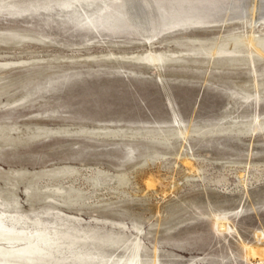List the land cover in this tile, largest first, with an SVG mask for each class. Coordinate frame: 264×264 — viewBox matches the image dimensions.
I'll return each mask as SVG.
<instances>
[{
    "label": "rangeland",
    "instance_id": "rangeland-1",
    "mask_svg": "<svg viewBox=\"0 0 264 264\" xmlns=\"http://www.w3.org/2000/svg\"><path fill=\"white\" fill-rule=\"evenodd\" d=\"M15 2L17 10H0V31L47 38L0 42V62H13L0 69V125L8 130L0 126V201L16 199L29 228L37 219L122 238L89 264H123L136 239L145 247L140 264H264L246 249L261 255L264 247V129L251 130L255 116L264 118V84L260 95L255 88L264 59L215 62L187 50L231 33L264 40L261 20L218 10L244 0H145L147 36L126 0H72L64 9L59 0ZM149 52L181 56L156 65L133 58ZM59 166L75 172L52 177ZM67 196L77 201L63 203ZM216 213L228 218V230H216ZM57 248L54 257L76 262L78 246Z\"/></svg>",
    "mask_w": 264,
    "mask_h": 264
},
{
    "label": "bare ground",
    "instance_id": "bare-ground-1",
    "mask_svg": "<svg viewBox=\"0 0 264 264\" xmlns=\"http://www.w3.org/2000/svg\"><path fill=\"white\" fill-rule=\"evenodd\" d=\"M85 2H90L91 0H83ZM127 4L129 5V10L131 13V16L133 17V20L135 23L138 24V26L140 28H142L145 32V36H147L149 30H150V21H151V17H152V13L150 12L149 8L145 5V0H126ZM151 4H154V0H148ZM163 1V0H162ZM171 1V0H170ZM156 2V1H155ZM158 2V1H157ZM156 2V3H157ZM166 2V1H165ZM168 3H170L169 1H167ZM194 2V1H193ZM245 2H249V5ZM57 3V2H56ZM161 3V2H159ZM173 3V2H172ZM188 3V2H187ZM192 3V1H191ZM59 6L60 8H69V6L72 4V0H59ZM158 4V3H157ZM49 5V4H48ZM165 5V4H164ZM198 5V4H197ZM170 6V5H169ZM194 4H192V10ZM190 6H188L189 8ZM168 8V7H167ZM187 8V9H188ZM198 8V6L196 7ZM202 8V6H201ZM210 8V7H209ZM216 8V7H215ZM18 7L16 5L15 0H0V10H17ZM199 9V8H198ZM204 13H207V11L205 9ZM208 10V8H207ZM219 11H224L226 12V16L230 15V13L232 12V14H235L236 16L241 17L248 14L250 17V21L251 23L253 21L256 20H261L262 22H264V0H244V3H239V6H233V5H223V7H219L218 9ZM186 11V9H185ZM185 11H183L185 13ZM200 11V10H199ZM199 11L198 14L196 12V14L199 16L198 19L201 17L199 15ZM216 11V10H215ZM209 15H212V11L209 10ZM220 12V13H221ZM186 13H190V11L188 10ZM203 13V12H201ZM193 14V15H196ZM190 16V15H189ZM191 16H192V12H191ZM203 16V14H202ZM196 17V16H195ZM195 17L192 16V19H194ZM196 17V18H197ZM225 17V16H224ZM195 18V19H196ZM189 19V18H188ZM191 19V18H190ZM191 19V21H193ZM201 19V18H200ZM216 20V18H214ZM225 20V18H223ZM222 19V20H223ZM234 19V18H233ZM197 20V19H196ZM204 20V19H203ZM202 20V21H203ZM183 21H186L185 19ZM182 21V23H183ZM190 21V20H189ZM200 21V20H199ZM198 21V22H199ZM205 21V20H204ZM210 21V20H208ZM188 23V22H187ZM186 23V24H187ZM173 24V23H172ZM178 25V23H176ZM184 24V23H183ZM215 24V23H214ZM221 24V23H220ZM176 25V26H177ZM181 25V24H179ZM189 25V24H188ZM196 25V24H194ZM203 25H205V23H203ZM173 26V25H171ZM170 26V27H171ZM186 26V25H185ZM192 26V25H191ZM183 27V26H182ZM175 28V27H174ZM186 28V27H185ZM170 30V29H169ZM181 31V30H180ZM33 33V34H32ZM161 33V31H160ZM264 37V36H262ZM41 38H47V36L40 34V33H35V32H30V33H24V31H20V30H16V29H3L0 31V42H20L24 41L26 39H35V40H39ZM149 38V37H148ZM194 38V37H193ZM188 41L191 42H195V40L197 39H187ZM186 40V41H187ZM228 40V42H227ZM229 40H231V47L228 48L227 47V43H229ZM199 43L198 45H193L191 46V48L187 49L188 51H190L192 54L194 55H207L209 56L210 59H214L215 62L219 61V62H240V61H247L249 62L251 65H255V61L259 60V59H264V40L261 39H257L255 37V35H253L251 33V35L249 34V36L243 38L242 36H239L237 34L231 33L229 34L226 38L218 41V42H210L208 44L205 43V41L203 40H197ZM41 43V42H40ZM241 43H245V45L247 44L250 47V50L244 54L243 50L241 49ZM3 44V43H2ZM18 43H16V46L19 45ZM12 45V44H11ZM9 45V46H11ZM229 45V44H228ZM7 46V45H6ZM14 47V46H13ZM183 53V52H182ZM181 55H176L175 53H162V52H158V53H153V52H149L146 55H137L134 56L133 58H136L138 60H147L151 63H158V62H163L166 60H173V59H179ZM203 58V57H202ZM208 58V57H207ZM206 58V59H207ZM0 62V69H5L8 66H10L13 62H9V61H3ZM21 62V61H20ZM213 62V61H211ZM159 64V63H158ZM163 64V63H161ZM211 64V63H210ZM221 64V63H220ZM242 64V63H241ZM248 64V63H247ZM31 65V64H30ZM156 65V64H155ZM226 65V64H225ZM231 67V66H230ZM247 67V66H246ZM2 73V72H1ZM0 73V75H1ZM260 75H264V71L260 72ZM3 74V73H2ZM2 78H5L2 77ZM0 78V80L2 79ZM161 78V76H160ZM4 81V80H2ZM6 82V80H5ZM4 82V83H5ZM10 82V81H9ZM0 84L3 85V82ZM6 84H10L11 87V83H7ZM5 84V85H6ZM12 84H14L12 82ZM264 82L260 81L259 83H256V94L260 95L261 92H259V87L261 85H263ZM1 85V86H2ZM8 87V86H7ZM263 87V86H262ZM2 88V87H1ZM0 88V94L2 93V89ZM4 89V88H3ZM7 90L9 91L10 89L7 88ZM6 91V88L5 90ZM261 91V90H260ZM264 91V89H263ZM7 92V91H6ZM25 95L23 96V98L21 97V99H25V97H27L30 94V91L24 92ZM6 94V93H5ZM4 95V94H3ZM7 95V94H6ZM22 96V95H20ZM4 97V96H3ZM250 97V96H249ZM260 96H258L259 98ZM263 98V97H262ZM260 99V98H259ZM20 100V99H19ZM17 102V100H16ZM257 102V101H256ZM3 103V102H2ZM11 103V102H10ZM259 103V102H258ZM257 103V104H258ZM175 113V111H174ZM176 114V113H175ZM180 117V116H179ZM181 118V117H180ZM262 118V117H261ZM236 119V116H235ZM237 120V119H236ZM235 120V123H237ZM240 120V119H239ZM244 121V120H243ZM234 122V120H233ZM242 122V121H241ZM247 122V120H246ZM218 123V122H217ZM220 124V123H219ZM234 124V123H233ZM232 124V125H233ZM248 124V123H247ZM180 125V124H179ZM178 125V126H179ZM236 125V124H235ZM244 125V124H243ZM251 125V124H250ZM1 128L3 125H0ZM185 126V125H184ZM237 126V125H236ZM247 126V125H246ZM7 127V126H6ZM5 127V128H6ZM186 127V126H185ZM229 127V126H228ZM232 127V126H231ZM229 127V128H231ZM241 127V126H239ZM5 128H2L5 130ZM11 127H8V129ZM215 128V127H214ZM238 128V127H237ZM37 129V128H36ZM40 129V128H39ZM38 129V130H39ZM43 129V128H41ZM40 129V130H41ZM46 129V128H45ZM84 128H82L83 130ZM188 129V128H187ZM241 129V128H239ZM257 129H264V118L260 119L259 116H255L254 117V123L252 125L251 130L255 131ZM1 130V129H0ZM48 130V128H47ZM163 130V129H162ZM213 131H215V129H212ZM232 130V129H231ZM238 130V129H237ZM249 130V129H248ZM8 131V130H7ZM6 131V132H7ZM51 131V130H50ZM50 131H46L43 129L42 132L46 133H50ZM55 131V130H54ZM52 131V132H54ZM61 131V130H60ZM67 131V130H66ZM89 131V130H88ZM100 131V130H99ZM107 131V130H106ZM164 131V130H163ZM162 131V132H163ZM204 131V130H202ZM211 131V130H210ZM218 131V130H217ZM225 131V129H224ZM228 131V130H227ZM226 131V132H227ZM235 131V130H234ZM240 131V130H239ZM5 132V135L7 134ZM40 131H38L39 133ZM80 132V131H79ZM84 132V131H83ZM94 132V130L92 131ZM179 133L183 134L184 132L179 129L178 130ZM186 132V131H185ZM206 132V131H205ZM225 132V133H226ZM231 132V131H230ZM241 132V131H240ZM246 131H244L243 133H245ZM1 133V131H0ZM4 133V132H3ZM37 133V134H38ZM41 133V132H40ZM39 133V134H40ZM88 133V132H87ZM97 133V132H95ZM107 133V132H106ZM105 133V134H106ZM109 133L113 134L114 131H109ZM161 133V132H159ZM216 133V132H215ZM218 133V132H217ZM221 133V132H220ZM223 133V134H225ZM242 133V134H243ZM37 134H35V136H37ZM93 135V133H91ZM99 134V133H97ZM96 134V135H97ZM108 134V133H107ZM199 134V133H198ZM206 134V133H205ZM209 134V133H208ZM215 135L214 133H211ZM227 134V133H226ZM233 134V133H232ZM4 135V136H5ZM8 135V134H7ZM6 135V136H7ZM160 135V134H159ZM187 135V134H186ZM197 135V134H196ZM204 135V133H203ZM2 135H0L1 137ZM33 136V133L30 137ZM161 136V135H160ZM160 136H154L156 137L157 140H162L164 139L165 135H163L164 137L160 138ZM239 135H237L238 137ZM153 137V136H152ZM204 137V136H203ZM3 140V136L1 137ZM6 138V137H5ZM4 138V140H5ZM10 138V136H9ZM153 140V139H152ZM160 140V141H161ZM6 141V140H5ZM4 141V142H5ZM164 141V140H163ZM156 142V141H155ZM161 144V143H160ZM163 144V142H162ZM154 157V156H153ZM151 158V157H150ZM199 160V159H198ZM60 167V166H59ZM54 168V167H53ZM88 168V167H87ZM75 169V168H74ZM74 169L72 168H68V167H60V168H56L53 169L51 172L49 171V173L53 176H58V175H65L66 173H70V172H75ZM96 169V168H95ZM46 170V169H45ZM90 170V169H89ZM99 170V169H98ZM228 170V169H227ZM232 170V169H231ZM14 171V170H13ZM21 171V170H20ZM40 171V170H39ZM38 171L39 174H37L36 172L34 174H36L37 176L40 177V172ZM105 171V170H104ZM6 172V171H5ZM16 172V171H15ZM14 172V173H15ZM24 172V171H23ZM26 172V171H25ZM45 172V171H44ZM77 172V171H76ZM96 172V171H95ZM223 172V171H222ZM11 173V172H10ZM13 173V172H12ZM19 173V172H16ZM15 173V174H16ZM21 173V172H20ZM19 173V174H20ZM30 173V172H28ZM32 173V172H31ZM43 173V172H42ZM46 173V172H45ZM71 173V174H72ZM109 173V172H108ZM107 173V174H108ZM4 174V173H2ZM9 174V173H8ZM19 174L18 175L19 177ZM22 174V173H21ZM24 174V173H23ZM44 174V173H43ZM47 174V173H46ZM44 174V177L45 175ZM102 175V173H100ZM105 174V173H104ZM124 177L125 174L121 173ZM225 174V173H224ZM27 173H25V177H26ZM35 175V176H36ZM49 175V174H48ZM3 175H1L2 177ZM6 177V175H4ZM13 176V175H10ZM33 176V174H32ZM31 176V178H32ZM34 178L32 179L34 181V179H38V178ZM36 176V177H37ZM234 176V175H233ZM22 177V176H21ZM28 177V175H27ZM30 177V174H29ZM43 177V176H41ZM50 177V176H49ZM60 177V176H58ZM62 177V176H61ZM107 177V176H106ZM117 177H120L119 174ZM122 177V176H121ZM121 177L119 179H121ZM123 177V179H124ZM3 178V177H2ZM16 178V177H15ZM23 178V177H22ZM51 178V177H50ZM235 178V177H234ZM6 179V178H5ZM41 179V178H40ZM52 179V178H51ZM96 179V178H95ZM99 179V178H97ZM96 179V180H97ZM117 179V178H115ZM31 180V179H30ZM55 180V178H54ZM103 180V179H102ZM126 180V178L124 179ZM123 180V181H124ZM94 181V180H93ZM118 181V179H117ZM122 183H125L123 182ZM95 182V181H94ZM153 179L152 176L151 178H148V182L147 185L152 186L153 185ZM31 183V182H30ZM33 183V182H32ZM98 183V181H97ZM96 183V184H97ZM100 183V182H99ZM206 183V182H205ZM29 184V183H27ZM36 184V183H35ZM34 184V185H35ZM94 184V183H93ZM94 184V185H96ZM33 185V186H34ZM92 185V184H91ZM32 186V188L34 189V187ZM30 187V185H29ZM28 187V188H29ZM36 187V186H35ZM47 187V186H46ZM228 187V186H227ZM245 187V186H244ZM2 188V187H1ZM31 188V190H32ZM48 188V187H47ZM61 188V187H60ZM63 188V187H62ZM72 188V187H71ZM150 188V187H149ZM3 189V188H2ZM8 189V188H7ZM37 189V188H36ZM36 189L34 190V192H36ZM56 189V188H55ZM59 189V187H58ZM65 189V187H64ZM63 189V191H64ZM1 190V189H0ZM30 190V189H28ZM48 190V189H47ZM69 190V189H67ZM65 190V191H67ZM73 191V188L71 189ZM230 190V189H229ZM12 191V190H11ZM33 191V190H32ZM39 191V190H38ZM37 191V192H38ZM56 192L58 191L57 189L55 190ZM72 191L70 193H72ZM76 191V190H75ZM79 191V189L77 190ZM76 191V192H77ZM31 193V191H29ZM36 192V193H37ZM40 192V191H39ZM38 192V193H39ZM44 191H42L43 193ZM59 192V191H58ZM68 192V193H69ZM226 192V191H225ZM5 193V192H4ZM14 193V192H13ZM29 193V194H30ZM41 193V194H42ZM45 193H47L45 191ZM54 193V192H53ZM82 193V192H81ZM1 194V193H0ZM32 194V193H31ZM30 194V196H31ZM34 194V193H33ZM32 194V195H33ZM44 194V193H43ZM67 193H65L66 195ZM80 194V193H78ZM77 194V195H78ZM12 195V194H11ZM71 195V194H69ZM75 195V194H74ZM82 195V194H80ZM2 196V194H1ZM13 196V195H12ZM29 196V195H28ZM40 195H38V198H41L43 195H41V197H39ZM46 196V195H44ZM50 196H52V194H50ZM73 196V195H72ZM32 197V196H31ZM35 197V196H34ZM65 197V196H64ZM63 197V199H64ZM74 197V196H73ZM76 197V196H75ZM79 197V196H77ZM47 198V196H46ZM80 198V197H79ZM83 198V197H82ZM42 199V198H41ZM38 199V200H41ZM44 199V197H43ZM50 199V198H49ZM62 199V200H63ZM81 199V198H80ZM1 200V199H0ZM32 200V199H31ZM54 200V199H53ZM45 201V200H44ZM56 201V199H55ZM77 198H73L70 196H67V199H65V201H63V203H66L67 205L69 204V202H76ZM79 202V201H78ZM16 204L17 201L14 198H10V199H3L2 201H0V205H2L4 208L0 209V264H65V262L63 263L62 260L63 259H57V257L52 254V250H56L57 247L62 246L64 248H72L75 247L79 249V252H77L75 254V259L76 262L74 261V263L70 262L71 264H89L93 261V255L95 253H102L103 251V247L105 245H109V246H114L115 244H118V242L122 241V238L119 236H116L115 234H112L111 232H108L106 235L104 234L103 236H100L97 234V231L92 229V230H88L87 233H84L85 231L82 229H78L77 227L73 228H63V227H57V226H53V225H49V224H45L40 222V220L34 219L31 220L32 224L30 225L29 228V224H27L26 222H24V220L22 221V219H25V216L15 210L16 208ZM76 204V203H75ZM79 204V203H78ZM80 204H83L82 202H80ZM70 205V204H69ZM72 205V203H71ZM110 205V204H109ZM7 208H13V210H8ZM7 211H10V214L7 213ZM213 215V214H212ZM72 219H74V221H78L76 217H71ZM73 221V220H72ZM213 223H215L216 225V230L218 232H224L226 230L229 229L227 222H228V218L225 215L222 214H218L216 213L214 215V219H213ZM73 223V222H72ZM75 224V223H74ZM222 235V234H221ZM75 248V249H76ZM144 245L141 243V241L139 239H136L132 242L131 247L128 248L129 249V254L126 257V259L124 260L123 264H140V253L141 251L144 249ZM58 249V248H57ZM74 249V250H75ZM247 252H248V257L251 259H253L254 262H261L263 261L264 257V247H263V254H259V252L257 251L256 247L254 246H249L246 248ZM259 249V248H258ZM261 250V249H260ZM64 251V250H63ZM76 252V251H75ZM62 257V256H61ZM69 257V256H68ZM155 257V256H154ZM257 257V258H256ZM72 258V256H71ZM256 258V259H255ZM69 259V258H68ZM74 259V260H75ZM65 260V258H64ZM69 261V260H67ZM71 261V260H70ZM122 260L120 261H115L114 264H119L121 263ZM152 264H158V262H156L155 260L152 261Z\"/></svg>",
    "mask_w": 264,
    "mask_h": 264
}]
</instances>
